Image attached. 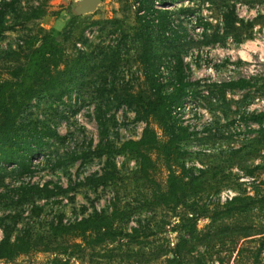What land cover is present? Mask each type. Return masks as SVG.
Here are the masks:
<instances>
[{
	"label": "rangeland",
	"instance_id": "1",
	"mask_svg": "<svg viewBox=\"0 0 264 264\" xmlns=\"http://www.w3.org/2000/svg\"><path fill=\"white\" fill-rule=\"evenodd\" d=\"M164 1L156 7L171 12L173 32L168 38L159 33L153 39L154 50L161 56L158 78L164 92L171 91L178 79L179 57L184 81L190 83L172 112L176 125L185 130L181 155L166 162L153 153L154 167L148 177H142L132 153H116L111 157L116 178L90 185L87 177L108 169L107 156L98 154L99 148L106 142L119 148L123 141L139 138L145 126L132 108L109 103L108 132L101 135L95 119V89L102 68L85 69L61 100L41 93L24 101L20 129H50L59 138L48 137L41 149L34 150L29 173L0 163V239L5 222L14 236L26 232L37 245L0 264H43L54 256L67 257L72 264H167L173 256L170 250L185 234L175 228L188 208L180 205L172 210L149 202L154 190L166 187L168 165L182 173L184 180L194 177L199 182L202 190L188 197V202L197 214H206L196 221V237L187 236L182 245L180 264H264V247L258 250L264 238V207L250 204L245 211L219 215L234 196L258 198L264 193V124L247 119L264 110V0ZM4 2L12 5L4 8ZM139 2L101 0L93 13L73 16L74 0H0L5 28L0 33V78L13 79L11 71L25 62V40L42 29L58 33L64 59L84 53L88 65L97 64L102 49L111 51L119 45L120 60L109 71L108 81L148 92L135 37ZM36 7L44 9V14L29 18ZM185 7L191 12H180ZM229 11L235 17L232 29L222 22ZM199 17L210 25L198 23ZM18 78L13 80L20 82ZM240 78L251 86L221 90L223 82ZM34 184H46L50 195L20 201L19 188ZM113 210L117 211L116 228L137 229V242L122 237L118 242L96 244L89 234L84 238L52 234L60 219L69 224L96 211L111 214Z\"/></svg>",
	"mask_w": 264,
	"mask_h": 264
},
{
	"label": "trees",
	"instance_id": "2",
	"mask_svg": "<svg viewBox=\"0 0 264 264\" xmlns=\"http://www.w3.org/2000/svg\"><path fill=\"white\" fill-rule=\"evenodd\" d=\"M138 1L140 2L136 13H138L137 22L139 26L135 37L140 47L138 61L143 66L142 74L149 85V91H131L127 87H117L115 82L108 81L109 71L116 63L118 65L120 60L119 45H117V49L111 51L102 49L97 64L88 65L90 60L86 58L84 53L71 60L64 59V50L58 39V33L41 29L42 33L32 34L25 40L27 51L25 62L11 71L13 79L21 76L22 80L19 82L10 78H0V163L16 165L20 172L29 173L34 150L36 148L41 149L45 145L46 138L53 136L59 138V135L50 129L21 130L18 117L24 101L41 93L50 98L61 100L69 91V85L77 82L84 75L83 71L85 69L93 70L95 68H102L99 75L100 82L95 89L98 99L95 108V119L101 135L105 136L108 132L106 112L110 110L109 103H114L116 108L118 105H126L132 108L136 113V118L143 121L145 126L139 138L127 139L121 143L119 148H115L110 142H106L101 146L98 154L107 156L108 169L100 175L87 177V183L99 186L116 178L117 169L111 159L116 153H132L138 160L139 172L142 177H148L149 170L154 167L153 153L162 156L166 162L177 159L181 155L180 141L185 136V130L176 125L172 112L176 105L182 101L185 88L190 83L184 81L181 59L177 57V83L171 91L164 92L158 78V62L161 56L155 52L153 40L159 33L163 36L166 34V37L172 35L173 29L170 27L169 15L171 12L156 7V3H167L164 0ZM11 5L12 3L4 2L3 4L4 8ZM44 12V9L36 7L30 13L29 18H39ZM139 12L141 13L139 14ZM180 12L190 13L191 10L189 7H185ZM0 14H2L1 10ZM197 21L204 27L210 25L201 17L197 18ZM222 22L225 28H234L235 17L233 13L231 11L224 13ZM4 29L2 21H0V33ZM250 86L251 82L244 78L223 82L220 85L222 91L227 88L244 89ZM19 87H22V89L19 90ZM103 104H105V108H103ZM247 119L256 124H264V110L249 114ZM155 126L162 132L163 138L159 136ZM182 169L184 170V166H182ZM168 171L166 187L163 190H154L153 199L149 202L172 210L180 205L188 207L185 214L179 217L181 221L175 228L176 230L181 229L185 234L179 236L180 238L175 247L170 250L173 256L167 258V264H180L179 258L182 245L187 243V236L189 238L196 237V221L199 217L206 216V214L204 212L197 214L194 204L188 202V197L195 196L198 191L202 190L199 188V182L194 177L184 180V175L176 173L171 165H168ZM195 187L200 190L195 191ZM19 189L21 193L20 201L27 200L32 195L47 197L51 193L46 184L43 186L38 184L21 186ZM250 204L264 207V193L258 198L247 195L234 196L226 202L225 209L219 215L220 217H228L236 211H245ZM188 214L191 215L188 216ZM116 215V210H113L111 214L96 211L69 224H63L60 219L52 227V234L54 236L71 235L81 238L89 234L93 235V243L96 244L105 241L118 242L122 237H126L129 242H137V229H133L132 232L118 230L114 225ZM2 233L0 261H11L22 254L37 249L36 241L32 240L28 233L14 236L9 224L5 222ZM263 247L264 238L258 250ZM43 264L72 263L67 257L54 256Z\"/></svg>",
	"mask_w": 264,
	"mask_h": 264
},
{
	"label": "water",
	"instance_id": "3",
	"mask_svg": "<svg viewBox=\"0 0 264 264\" xmlns=\"http://www.w3.org/2000/svg\"><path fill=\"white\" fill-rule=\"evenodd\" d=\"M101 0H74L71 14L82 15L93 13L99 6Z\"/></svg>",
	"mask_w": 264,
	"mask_h": 264
},
{
	"label": "built area",
	"instance_id": "4",
	"mask_svg": "<svg viewBox=\"0 0 264 264\" xmlns=\"http://www.w3.org/2000/svg\"><path fill=\"white\" fill-rule=\"evenodd\" d=\"M186 2H188V1H186ZM175 109V108H174ZM174 109H173V111H174Z\"/></svg>",
	"mask_w": 264,
	"mask_h": 264
}]
</instances>
